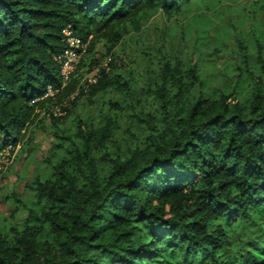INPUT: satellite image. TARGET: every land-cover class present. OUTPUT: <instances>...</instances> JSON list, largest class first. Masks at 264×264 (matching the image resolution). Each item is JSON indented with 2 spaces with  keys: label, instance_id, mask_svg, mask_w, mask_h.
<instances>
[{
  "label": "trees",
  "instance_id": "trees-1",
  "mask_svg": "<svg viewBox=\"0 0 264 264\" xmlns=\"http://www.w3.org/2000/svg\"><path fill=\"white\" fill-rule=\"evenodd\" d=\"M156 14L195 21V45L177 47L165 31L153 46V100L132 107V142L115 113L55 133L66 143L47 159L49 176L29 185L34 201L12 194L11 216L27 219L0 218V264H264V0H0V155L41 113L59 125L54 109L78 89L74 100L133 99L132 76L101 68L84 88L79 74L100 65L96 41L111 54ZM68 28L92 38L88 54L69 85L36 101L62 86Z\"/></svg>",
  "mask_w": 264,
  "mask_h": 264
},
{
  "label": "rangeland",
  "instance_id": "rangeland-1",
  "mask_svg": "<svg viewBox=\"0 0 264 264\" xmlns=\"http://www.w3.org/2000/svg\"><path fill=\"white\" fill-rule=\"evenodd\" d=\"M221 1L234 4L238 0ZM196 8L197 5H193L192 11ZM167 27L170 29H166ZM183 27L185 28L184 38L180 34V29ZM249 30L247 27L246 31L249 32ZM165 31L168 34V41H172L177 47L184 44L192 48L197 41L195 21L183 19L176 24L174 21H167L162 14L154 15L141 33L133 29L111 54L107 53L108 46L104 40L96 41L94 58L99 60L100 65L87 64L81 70L80 87L88 88L91 81L98 80L101 68H107L111 74L121 72L124 76H132L136 82L138 81L140 88L136 89L137 94L133 99L128 98L126 102V99L124 100L120 95L110 92H102L92 101L87 94L74 100L80 94L81 89H78L62 106L54 109L55 116L60 118L59 125L53 124L49 114L41 113L36 121L22 133L21 143L11 150H6L5 156L0 159V172H5L6 175V179L0 180V218L7 220L4 224L20 227L27 219L28 214L25 211L19 212L15 217L11 216L15 210L12 194H18L29 202L34 201L35 196L29 185L37 176H49L50 169L47 159L55 152L56 143H66L65 139L61 140L56 137V132H59L61 137L64 134L67 137L73 136L79 119L88 125L99 126L104 122V118L113 116L115 113L118 116L121 139L131 142L134 140L135 134H139V122L133 115L132 107L149 106L153 100L147 84L153 76L152 69L156 66L149 60L151 53L155 54L152 51L153 46L161 44L160 38ZM225 61L224 59L222 64ZM230 76L232 86L238 79L236 74ZM214 84L223 85V79ZM73 101L75 105L72 104ZM65 108L68 109V113ZM62 112L64 116L60 115Z\"/></svg>",
  "mask_w": 264,
  "mask_h": 264
},
{
  "label": "built area",
  "instance_id": "built-area-1",
  "mask_svg": "<svg viewBox=\"0 0 264 264\" xmlns=\"http://www.w3.org/2000/svg\"><path fill=\"white\" fill-rule=\"evenodd\" d=\"M63 34L65 36L67 48L60 56L56 58V61L61 67L60 76L62 80V86L57 89H54V87L49 86L45 94L36 101L46 100L50 97H53L62 89H64L67 85H69V83L72 81V78L76 75L83 59L88 54L92 38L88 39V41H82L79 37H77V35H75L74 31L70 28L64 30ZM95 82L91 81L90 83L92 84ZM60 115L64 116V112H62ZM13 148V146H10L7 150H11ZM4 153L5 152L0 155V159L5 156Z\"/></svg>",
  "mask_w": 264,
  "mask_h": 264
}]
</instances>
